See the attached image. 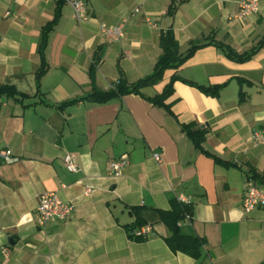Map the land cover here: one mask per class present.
Segmentation results:
<instances>
[{"label": "crops", "instance_id": "1", "mask_svg": "<svg viewBox=\"0 0 264 264\" xmlns=\"http://www.w3.org/2000/svg\"><path fill=\"white\" fill-rule=\"evenodd\" d=\"M82 1L87 19L81 22L61 6L37 81L41 29L56 0H0V86L20 96L0 97V152L16 159L0 163V248L8 250L0 264H264V209L245 214L241 208L248 184L264 189V149L252 145L253 132L264 129V44L242 63L221 48L242 55L259 45L264 0L244 20L236 18L241 0ZM101 25L121 27V39L106 40ZM167 30L178 54L200 47L142 89L143 97L58 108L93 87L108 91L119 80L129 85L150 75ZM173 76L219 91L210 97L176 81L168 110L145 99ZM184 125L206 130L200 149ZM66 155L76 173L65 169ZM119 159L127 165L114 176L109 165ZM46 193L73 207L67 223L36 226L38 197ZM180 196L193 204V214L179 233L204 241L197 259L172 253L164 242L170 233L157 211ZM134 207L152 229L144 242L125 230Z\"/></svg>", "mask_w": 264, "mask_h": 264}, {"label": "trees", "instance_id": "2", "mask_svg": "<svg viewBox=\"0 0 264 264\" xmlns=\"http://www.w3.org/2000/svg\"><path fill=\"white\" fill-rule=\"evenodd\" d=\"M64 3L60 0H56V8L53 13L52 20L44 25L41 29V42L39 46V55H40V68L36 73V79L39 81V78L46 71V63L44 60V50L47 46V39L49 33H51L54 28L57 26L59 18H60V8ZM264 44V38L261 39L259 45L254 48L249 53H244L242 55L235 54L230 48L227 46H221L225 55L238 63L245 62L250 59V57L255 53V51ZM158 46L161 50V55L158 57L153 71L147 77L133 83L126 84L122 80L116 82L108 91H100L95 87L92 88L91 92L84 98L79 100H73L67 103H63L58 106L59 109H62L66 106L81 102V101H90L94 103H106L115 98H121L125 95L133 94L142 96L141 90L147 87H152L157 84L163 75V73L167 70H177L183 62L193 53V51L200 46L193 45L187 53L182 56L178 54V45L174 38V35L171 30H167L166 32L160 34L158 40ZM99 63L98 57H94L92 63L89 68V72H94L96 66ZM179 81L184 83L187 86L193 87L197 89L199 92L206 96L216 97L219 91L218 87L214 88H204L201 86H197L193 83L186 82L179 77L173 76L169 83L164 87L163 91L155 95L151 98H145L152 105L168 110V106L165 104L166 100L172 94V85L174 82ZM0 97H12L18 99L20 96L11 88L7 86H0ZM181 130L186 134V136L192 141V143L197 148H201V143L205 138L206 130L195 127V125H184L181 126ZM218 160H215V162ZM141 208H130V213L133 215L134 221L129 226L125 227L127 236L130 240L136 242H144L146 239L135 238V231L138 229L147 226L145 222L142 220L140 216ZM159 221L166 227L169 231L170 236L164 239V242L168 249L172 253H182L194 259H197L200 254V249L204 245V241L197 237L191 236H182L179 233L178 226L185 220H190L193 214V204L187 202L182 203L174 198L169 201V209L166 211H157ZM150 227V226H149ZM151 228V227H150ZM152 230V229H151Z\"/></svg>", "mask_w": 264, "mask_h": 264}, {"label": "built area", "instance_id": "3", "mask_svg": "<svg viewBox=\"0 0 264 264\" xmlns=\"http://www.w3.org/2000/svg\"><path fill=\"white\" fill-rule=\"evenodd\" d=\"M64 4L68 5L74 14V18L81 22L87 19L85 3L82 0H60ZM259 11V0H241L236 18L244 20L252 15L257 14ZM137 12V11H135ZM100 31L104 38L110 42H118L122 37L121 27H108L101 25ZM1 43V38H0ZM252 145L254 147H261L264 149V129L260 131H254L252 134ZM154 161L160 163V157L154 156ZM16 159L11 152H0V163H11ZM63 164L68 172L76 173L78 171L77 165L73 162L71 156L63 157ZM127 165L125 159H119L109 165V171L118 176L121 169ZM89 190L86 188L85 194H88ZM182 203H187V200L182 196L177 198ZM241 208L243 213L248 214L255 209H264V189L259 188L253 184H248L245 187L244 196L242 199ZM74 209L70 204L63 203L53 193L41 194L38 197V203L36 207V226L38 228H44L49 223L59 221L67 223ZM152 234V230L149 226H144L135 231L134 237L147 239ZM0 253L4 258L8 256L7 248H0Z\"/></svg>", "mask_w": 264, "mask_h": 264}]
</instances>
